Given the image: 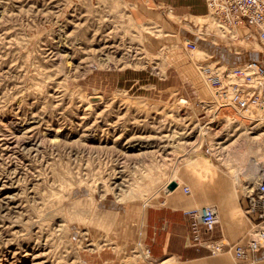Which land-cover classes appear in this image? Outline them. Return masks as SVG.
I'll return each mask as SVG.
<instances>
[{"label":"rangeland","instance_id":"1","mask_svg":"<svg viewBox=\"0 0 264 264\" xmlns=\"http://www.w3.org/2000/svg\"><path fill=\"white\" fill-rule=\"evenodd\" d=\"M210 17L151 0H0V264H136L148 206L253 189L264 126L198 69L264 63V47Z\"/></svg>","mask_w":264,"mask_h":264},{"label":"built area","instance_id":"2","mask_svg":"<svg viewBox=\"0 0 264 264\" xmlns=\"http://www.w3.org/2000/svg\"><path fill=\"white\" fill-rule=\"evenodd\" d=\"M205 3L207 15L221 19L234 29H246L264 47V0H205ZM185 44L189 50L196 47L195 43L189 40H186ZM198 72L204 82L213 87L219 97L227 98L236 111L240 113L247 109L260 110L264 119L262 62L250 60L239 66L224 68L217 64L211 67L202 64ZM255 165L264 167L258 163ZM245 171L247 170L243 169L244 173ZM249 178L253 189L246 193V205L241 210L254 228L247 232L246 242L230 244L215 239L213 233L219 222L218 209L215 205H201L184 211V215L190 219L187 243L207 249L210 255L226 253L237 260L252 261L251 255L264 245V170L257 169ZM249 183H245V187L250 186ZM182 191L189 194V186H182ZM141 255L149 260L148 247L144 248Z\"/></svg>","mask_w":264,"mask_h":264},{"label":"crops","instance_id":"3","mask_svg":"<svg viewBox=\"0 0 264 264\" xmlns=\"http://www.w3.org/2000/svg\"><path fill=\"white\" fill-rule=\"evenodd\" d=\"M151 1L163 5L180 17H203L208 13L205 0ZM219 184V188L211 192L204 189L201 192L196 191L191 197L166 196L160 205L145 208L139 239L148 247L150 258L144 259L136 253L138 251L132 250L138 258L136 264H264V245L251 255L252 261L246 262L234 259L226 253L210 255L207 249L186 242L190 219L184 215V211L207 203L218 209L219 222L213 233L215 239L225 240L226 243L246 241L250 221L245 216V219L233 217L234 211H241L245 207L246 198L229 190L226 183Z\"/></svg>","mask_w":264,"mask_h":264},{"label":"bare ground","instance_id":"4","mask_svg":"<svg viewBox=\"0 0 264 264\" xmlns=\"http://www.w3.org/2000/svg\"><path fill=\"white\" fill-rule=\"evenodd\" d=\"M204 18H206V17H210V15H205V16H203ZM212 18L210 17V21H213V24L216 26V28L217 29H219V30H223L222 29V27H219L220 25H224V24H218V22H216V21H214L213 19L211 20ZM226 26V25H225ZM207 28H208V26H207ZM228 29H230L231 31L230 32H232V34H233V36H235V37H237V33H236V30L233 28V27H227ZM217 35V34H216ZM261 45H262V43L260 42V41H258ZM262 48H263V45H262ZM209 65V64H208ZM210 67H211V65H209ZM211 89H213L214 91H215V89L214 88H212L211 87ZM216 94V93H215ZM223 100H227V98H222ZM228 102V101H227ZM226 102V103H227ZM223 103V102H222ZM250 110V112L251 113H253L254 114V116H256L255 117V119H254V121H256L255 123L257 124V123H259V125L260 126H264V119H263V115H262V112L260 111V110H257L256 112H254L253 110H251V109H247V110H245V111H243L242 112V115L241 116H245V117H247V118H249V116H246V115H243V114H246V112L247 111H249ZM260 116V117H259ZM252 121H253V119H251ZM255 124V126H259L258 124L256 125ZM263 169L264 170V168L263 167H257V169H259V170H261V169ZM256 169V170H257Z\"/></svg>","mask_w":264,"mask_h":264},{"label":"water","instance_id":"5","mask_svg":"<svg viewBox=\"0 0 264 264\" xmlns=\"http://www.w3.org/2000/svg\"><path fill=\"white\" fill-rule=\"evenodd\" d=\"M176 186V183L172 182L168 185V190L170 189H173L174 187Z\"/></svg>","mask_w":264,"mask_h":264}]
</instances>
